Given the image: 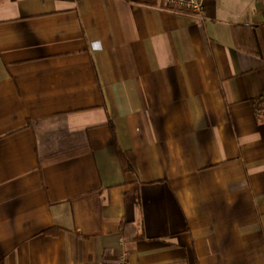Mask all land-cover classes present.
<instances>
[{
	"label": "crops",
	"instance_id": "obj_1",
	"mask_svg": "<svg viewBox=\"0 0 264 264\" xmlns=\"http://www.w3.org/2000/svg\"><path fill=\"white\" fill-rule=\"evenodd\" d=\"M263 92L262 0H0V264H264Z\"/></svg>",
	"mask_w": 264,
	"mask_h": 264
},
{
	"label": "built area",
	"instance_id": "obj_2",
	"mask_svg": "<svg viewBox=\"0 0 264 264\" xmlns=\"http://www.w3.org/2000/svg\"><path fill=\"white\" fill-rule=\"evenodd\" d=\"M153 3L169 9L173 12L187 15H201L204 10L205 0H151ZM264 4V0H262ZM119 264H127L125 259H121Z\"/></svg>",
	"mask_w": 264,
	"mask_h": 264
},
{
	"label": "trees",
	"instance_id": "obj_3",
	"mask_svg": "<svg viewBox=\"0 0 264 264\" xmlns=\"http://www.w3.org/2000/svg\"><path fill=\"white\" fill-rule=\"evenodd\" d=\"M250 104L255 116L264 115V92L258 98L251 100Z\"/></svg>",
	"mask_w": 264,
	"mask_h": 264
}]
</instances>
